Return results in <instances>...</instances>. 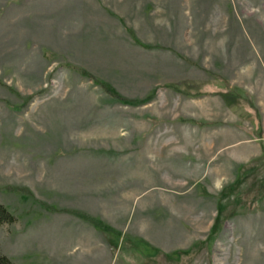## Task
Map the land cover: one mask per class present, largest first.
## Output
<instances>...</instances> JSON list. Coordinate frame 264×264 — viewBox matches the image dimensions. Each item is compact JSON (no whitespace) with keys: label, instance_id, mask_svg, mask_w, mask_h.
I'll use <instances>...</instances> for the list:
<instances>
[{"label":"rangeland","instance_id":"374dc122","mask_svg":"<svg viewBox=\"0 0 264 264\" xmlns=\"http://www.w3.org/2000/svg\"><path fill=\"white\" fill-rule=\"evenodd\" d=\"M0 205L11 264H264V0H0Z\"/></svg>","mask_w":264,"mask_h":264},{"label":"trees","instance_id":"16d2710c","mask_svg":"<svg viewBox=\"0 0 264 264\" xmlns=\"http://www.w3.org/2000/svg\"><path fill=\"white\" fill-rule=\"evenodd\" d=\"M83 74H85L83 72ZM106 87V85L104 84ZM224 95V94H223ZM117 97V96H116ZM64 212H67L76 218H79L85 222H89L95 229L104 231V232H111L116 235H119L118 232L113 230L110 226L103 223L101 220L94 218L92 216H89L85 213H82L80 211H73V210H63ZM14 221V216L12 213L3 205H0V226L5 223H12ZM0 264H11V262L5 257L0 255Z\"/></svg>","mask_w":264,"mask_h":264},{"label":"crops","instance_id":"0c3cea01","mask_svg":"<svg viewBox=\"0 0 264 264\" xmlns=\"http://www.w3.org/2000/svg\"><path fill=\"white\" fill-rule=\"evenodd\" d=\"M121 235V234H120ZM122 253L119 257L123 259L122 264H156V254L154 250H148V252L138 250L135 247L129 248V251L126 252L125 255H123V252H121V248H118V251L116 255ZM146 253H149L148 255ZM146 254V255H145ZM117 255V257H118ZM158 255H160V252H158ZM109 264H114V258L112 256L111 261Z\"/></svg>","mask_w":264,"mask_h":264}]
</instances>
